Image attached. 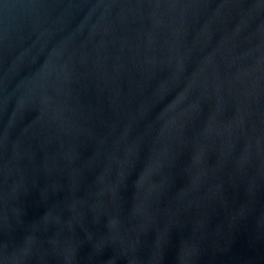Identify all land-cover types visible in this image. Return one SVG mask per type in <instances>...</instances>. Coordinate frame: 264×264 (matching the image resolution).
<instances>
[{
  "label": "water",
  "instance_id": "water-1",
  "mask_svg": "<svg viewBox=\"0 0 264 264\" xmlns=\"http://www.w3.org/2000/svg\"><path fill=\"white\" fill-rule=\"evenodd\" d=\"M0 264H264V0H0Z\"/></svg>",
  "mask_w": 264,
  "mask_h": 264
}]
</instances>
